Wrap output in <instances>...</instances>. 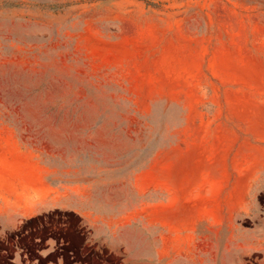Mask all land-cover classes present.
Here are the masks:
<instances>
[{
	"label": "rangeland",
	"instance_id": "obj_1",
	"mask_svg": "<svg viewBox=\"0 0 264 264\" xmlns=\"http://www.w3.org/2000/svg\"><path fill=\"white\" fill-rule=\"evenodd\" d=\"M152 161L219 195L189 257L154 256ZM40 200L78 211L14 216L0 264H264V0H0V213Z\"/></svg>",
	"mask_w": 264,
	"mask_h": 264
},
{
	"label": "crops",
	"instance_id": "obj_2",
	"mask_svg": "<svg viewBox=\"0 0 264 264\" xmlns=\"http://www.w3.org/2000/svg\"><path fill=\"white\" fill-rule=\"evenodd\" d=\"M189 114L186 115V122L189 123ZM139 179H141L139 181ZM134 188L138 194L163 193V198L149 199L147 210L142 213L147 225L151 229L149 241L154 244V256L156 258L189 257L192 253L191 243L198 239L197 227L206 219L211 223H221V217L213 213L208 217L204 215L206 202L214 203L219 195L205 193V176L201 172L194 173L188 169L183 170H159L150 162L147 169L141 170L133 179ZM38 189L50 196L51 184L44 178L38 185ZM229 207V205H228ZM237 202L233 199V210H236ZM84 225H93L92 207L84 208ZM0 213V226L4 234L15 228L14 216H31L34 214H44L51 211L77 212L76 206L66 205L62 202H52L40 200L33 203L28 208L11 207L3 208ZM89 213V214H88ZM260 240L259 242H261ZM84 242L89 245L95 243L102 248L115 252L119 247V242L110 240L107 234L90 233L84 237ZM111 242V243H110ZM116 246V247H115ZM74 264H78L75 262Z\"/></svg>",
	"mask_w": 264,
	"mask_h": 264
}]
</instances>
